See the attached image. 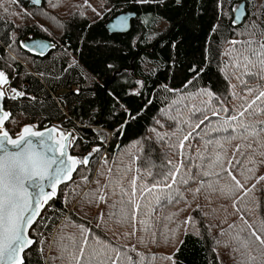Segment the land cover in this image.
Wrapping results in <instances>:
<instances>
[{
	"label": "trees",
	"instance_id": "16d2710c",
	"mask_svg": "<svg viewBox=\"0 0 264 264\" xmlns=\"http://www.w3.org/2000/svg\"><path fill=\"white\" fill-rule=\"evenodd\" d=\"M136 1L0 0V71L19 92L2 127L55 124L85 158L44 203L22 264L261 261L264 0H244L240 25L242 0ZM124 11L130 30L109 33ZM29 35L56 48L33 56Z\"/></svg>",
	"mask_w": 264,
	"mask_h": 264
},
{
	"label": "water",
	"instance_id": "95a60500",
	"mask_svg": "<svg viewBox=\"0 0 264 264\" xmlns=\"http://www.w3.org/2000/svg\"><path fill=\"white\" fill-rule=\"evenodd\" d=\"M40 5L41 0H23ZM134 11H124L106 22L109 33L130 30ZM247 16L246 2L240 1L233 11V22L243 23ZM29 54L44 57L56 48V43L37 35L21 40ZM7 77L0 71V84ZM12 93L19 95L15 88ZM65 91L59 92L60 95ZM5 95L0 89V127L8 112L3 107ZM55 124L43 129L25 124L12 137L5 128L0 131V264H22L24 251L32 244L29 229L40 214L44 203L57 193L58 187L70 180L81 163L70 153L74 141L71 132ZM64 132V131H63Z\"/></svg>",
	"mask_w": 264,
	"mask_h": 264
},
{
	"label": "rangeland",
	"instance_id": "374dc122",
	"mask_svg": "<svg viewBox=\"0 0 264 264\" xmlns=\"http://www.w3.org/2000/svg\"><path fill=\"white\" fill-rule=\"evenodd\" d=\"M146 1H147V0H145V1H136L135 3L141 4V3H144V2H146ZM155 2H156V1H153V3H155ZM237 5H238V3L234 4V6L232 7L231 10L234 11V10L236 9ZM217 6H220V5H219V2H218V4H217ZM253 11H257V9H255V10H253ZM100 17H101V15H100ZM11 88H13V87H11V85H10V83L8 82L7 79H5V82H4V83L0 84V89H1V91L3 92L4 95H9V94H11V93H12ZM65 133H66V132H63V131H62L61 134H60V136L63 135V134H65ZM78 159H79V161H80L81 163L85 160L84 157H80V156H78ZM221 251L223 252V251H225V250H221ZM223 255H225V258H226V262H227V264H240V263H233V262H230V259H229L230 254H228L227 252H226V253H223ZM251 262H254L253 264H264V259H262L261 261H260V260H256V262H255V260H254V261H251Z\"/></svg>",
	"mask_w": 264,
	"mask_h": 264
},
{
	"label": "flooded vegetation",
	"instance_id": "af4514ba",
	"mask_svg": "<svg viewBox=\"0 0 264 264\" xmlns=\"http://www.w3.org/2000/svg\"><path fill=\"white\" fill-rule=\"evenodd\" d=\"M38 36V35H37Z\"/></svg>",
	"mask_w": 264,
	"mask_h": 264
}]
</instances>
